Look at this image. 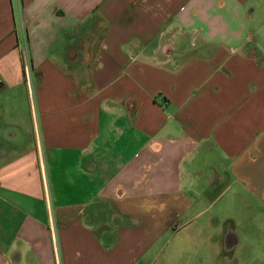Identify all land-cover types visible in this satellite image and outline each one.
<instances>
[{
    "label": "crops",
    "instance_id": "crops-1",
    "mask_svg": "<svg viewBox=\"0 0 264 264\" xmlns=\"http://www.w3.org/2000/svg\"><path fill=\"white\" fill-rule=\"evenodd\" d=\"M254 1L0 0V264H248L241 246L264 248L250 224L245 243L235 226L183 252L165 239L204 231L209 199L264 212Z\"/></svg>",
    "mask_w": 264,
    "mask_h": 264
},
{
    "label": "rangeland",
    "instance_id": "rangeland-1",
    "mask_svg": "<svg viewBox=\"0 0 264 264\" xmlns=\"http://www.w3.org/2000/svg\"><path fill=\"white\" fill-rule=\"evenodd\" d=\"M253 3L255 6H252V9L256 10L257 17L261 22H255L256 24H253L252 26H254V30H259L258 35L255 36V38L258 41L257 46L263 49L264 53V0H255ZM259 27H261V29H259ZM211 200L212 199H209L207 202H203V209L206 210V212L199 216V225H208L205 226V230L201 231L199 226L197 228L187 229H184L183 226L182 228L172 231L171 234L169 233L165 236L166 241H170L169 245L175 246L177 243L182 242V252L190 250L192 249V246L194 245L193 242L196 239L211 238L213 237V234L216 233V227L221 229V227L224 226H235L241 237H243V242L245 243L247 238H250L251 240V238L256 237L252 232L254 227L264 226V212L254 204L252 205V209L248 211L245 204L246 201L244 202L238 196H235V199L233 200L227 199L222 205L216 207L209 206L211 204ZM249 213L251 214L249 215ZM181 224H183L182 221ZM249 224L254 226L253 228L250 227L251 236H247L249 232L247 233V231L244 230V226H250ZM181 248L177 247V250L180 251ZM262 253H264V248H259L258 246L242 245L239 250V254L244 255V262H247L248 264H260L259 256ZM197 255H199V252H197ZM254 260L257 261L254 262Z\"/></svg>",
    "mask_w": 264,
    "mask_h": 264
}]
</instances>
